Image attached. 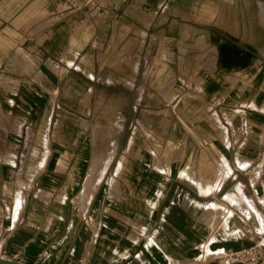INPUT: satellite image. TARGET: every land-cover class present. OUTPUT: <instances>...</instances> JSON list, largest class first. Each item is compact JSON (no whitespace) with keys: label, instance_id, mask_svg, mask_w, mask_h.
<instances>
[{"label":"crops","instance_id":"crops-1","mask_svg":"<svg viewBox=\"0 0 264 264\" xmlns=\"http://www.w3.org/2000/svg\"><path fill=\"white\" fill-rule=\"evenodd\" d=\"M0 116V259L222 264L264 234V0H0Z\"/></svg>","mask_w":264,"mask_h":264},{"label":"built area","instance_id":"built-area-1","mask_svg":"<svg viewBox=\"0 0 264 264\" xmlns=\"http://www.w3.org/2000/svg\"><path fill=\"white\" fill-rule=\"evenodd\" d=\"M209 255L217 257L222 264H264V234L252 245L239 250L221 249L209 252ZM44 255L38 256V261H42Z\"/></svg>","mask_w":264,"mask_h":264},{"label":"water","instance_id":"water-1","mask_svg":"<svg viewBox=\"0 0 264 264\" xmlns=\"http://www.w3.org/2000/svg\"><path fill=\"white\" fill-rule=\"evenodd\" d=\"M0 264H24V263L17 262V261H10V260H5V259H0Z\"/></svg>","mask_w":264,"mask_h":264},{"label":"rangeland","instance_id":"rangeland-1","mask_svg":"<svg viewBox=\"0 0 264 264\" xmlns=\"http://www.w3.org/2000/svg\"><path fill=\"white\" fill-rule=\"evenodd\" d=\"M241 1H243V2H244V1H245V2H249V0H241ZM252 33H253V32H252ZM250 34H251V33H250ZM250 34L248 35L249 39H250ZM0 117H1V116H0ZM4 124H5V123L1 121V122H0V127H4Z\"/></svg>","mask_w":264,"mask_h":264},{"label":"bare ground","instance_id":"bare-ground-1","mask_svg":"<svg viewBox=\"0 0 264 264\" xmlns=\"http://www.w3.org/2000/svg\"><path fill=\"white\" fill-rule=\"evenodd\" d=\"M220 213V212H219Z\"/></svg>","mask_w":264,"mask_h":264}]
</instances>
